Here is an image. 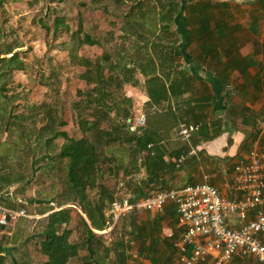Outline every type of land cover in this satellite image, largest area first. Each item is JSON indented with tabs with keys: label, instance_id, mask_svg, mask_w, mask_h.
<instances>
[{
	"label": "rangeland",
	"instance_id": "rangeland-1",
	"mask_svg": "<svg viewBox=\"0 0 264 264\" xmlns=\"http://www.w3.org/2000/svg\"><path fill=\"white\" fill-rule=\"evenodd\" d=\"M201 1L207 0H0V58L7 60L12 57L13 64L21 65L10 74L0 76V183H9L0 191V207L12 212L23 210L26 215L9 220L4 229L0 228V246L7 249L2 264L45 263L46 257L39 250L41 231L44 218L59 209L58 204H62L60 208L74 209L66 227L71 230L69 241L79 250L67 264H127L126 253L133 249L129 244L131 234L150 230V225L145 224L140 230L131 216L123 217L112 229L107 226L103 231L94 232L95 238L88 239L86 243L81 220L88 222L87 218L76 203L68 200L64 171L58 170L62 167L56 160L62 140L44 144L56 130H64L75 138L82 135L78 125L79 110L81 105L85 106L86 94L93 85H86L77 78L84 68L71 64L68 54L75 47L77 57L87 58L92 63L107 66L104 62V56H107V64L115 66L120 61L129 68L127 62L131 60L132 65L138 67L132 76L126 74L124 80L131 82L125 81L115 92L117 103L122 97L130 100L129 105L123 106L128 107L130 117L137 110L138 96L146 93L145 77L139 67L147 71L144 64L148 58L165 64V54H159L154 46L158 39L168 43L169 33L163 31L162 26L168 24L169 32L175 34L181 24L178 21L181 16L176 12L187 3ZM170 2L177 6L172 13L176 21H169L165 6ZM209 2L212 7L218 2L228 4L231 17L225 21L230 24L237 22L247 30L257 22V37L264 39V0ZM219 10H215L216 15ZM185 14L188 15L186 11ZM253 16L255 20H252ZM55 17L63 18L70 29L53 35L51 26ZM43 23L49 26V31L42 26ZM74 30L88 34L99 44L79 45L70 38ZM223 31L227 33L226 29ZM242 32L233 36L239 39ZM193 51L195 55L198 50L194 48ZM2 66L0 63V68ZM113 73H121L120 68ZM146 105L143 108L147 121L145 128L152 121L161 122L165 118L170 125L177 121L174 112H166L162 120H155L149 114L154 110ZM108 116V120L104 118L101 129L109 128L116 121L113 113ZM86 118L92 120L88 111ZM61 119L66 122L63 127L58 125ZM173 129L176 136L177 127ZM129 146L105 149L111 160L109 166L101 167L100 182L112 195L120 181L124 183L126 192L131 193L137 188L138 177L134 174L133 164L138 158ZM140 161L137 160L136 164ZM123 168L128 174L123 172ZM210 173L205 169L201 181L207 180L212 184ZM86 193L87 199L91 200V193ZM108 207H104L105 220Z\"/></svg>",
	"mask_w": 264,
	"mask_h": 264
},
{
	"label": "crops",
	"instance_id": "crops-1",
	"mask_svg": "<svg viewBox=\"0 0 264 264\" xmlns=\"http://www.w3.org/2000/svg\"><path fill=\"white\" fill-rule=\"evenodd\" d=\"M252 20H255L254 16ZM254 25L245 30L237 22H226L203 42L204 49L199 48H203L202 45L197 47V43L190 44L189 38H179L176 46L181 55L175 57L168 70L162 69L163 75L160 63L155 61L167 96L159 105H154L146 90L144 95L138 96L137 110L132 116L145 115L143 108L147 103L146 107L154 110L149 114L155 120H162L166 112H174L178 124H200V129L192 137V145L176 138L172 128L174 122L161 132H153L152 127L141 129L138 133L150 130L154 138L151 148H159L162 161H158L156 168L155 164L146 165L145 152L137 155L138 161L142 159L139 164H136L137 160L133 164L134 174L138 177L137 188L152 192L195 184L201 182L207 169L211 171V183L221 196L241 198L234 190L233 168L248 158L254 139L261 135L264 140V39L257 37V22ZM214 28L211 25V29ZM225 29L227 33L223 31ZM181 30L186 31L185 26ZM241 31L239 39L233 36ZM180 35L184 36V33ZM194 48L198 50L195 55ZM177 82L179 85L175 87ZM171 85L174 86L172 90L169 89ZM169 117L172 118L170 114ZM193 145L199 146L197 156L178 163L177 158ZM130 216L139 225L138 229L145 224L151 229L131 234L129 244L133 249L126 253L127 264H178L174 242L182 230L178 227L174 205L168 203L161 214L142 210ZM226 223L231 228L239 224L235 217L227 218ZM169 231L172 232L170 237L166 235ZM229 264L259 263L248 256L235 257Z\"/></svg>",
	"mask_w": 264,
	"mask_h": 264
},
{
	"label": "trees",
	"instance_id": "trees-1",
	"mask_svg": "<svg viewBox=\"0 0 264 264\" xmlns=\"http://www.w3.org/2000/svg\"><path fill=\"white\" fill-rule=\"evenodd\" d=\"M37 1L38 0H31V2ZM258 1L262 2V0ZM211 4L209 0L187 3L177 11L176 15L181 16L178 20L181 22L177 28V31L178 29L179 31L175 33L178 35L169 32L168 24L162 26L163 31L169 33L168 43L163 42L162 39H158L157 42H154L157 52L159 54H165L166 56V61H164L165 64H159L161 75L164 74L162 69L168 70V67L173 64L175 57L177 58L181 55L180 48L176 46L177 40H179L177 36H180L184 40L189 38L190 44L197 43V47H199L198 45L203 46V42L211 38L214 34L212 31H219L221 25H225V20L231 17V14L228 12V4L225 2H218L215 7H212ZM165 7H167L169 21H171V19L172 21H176L173 19L172 14L177 9L176 4L170 2L169 5ZM216 9H220L218 15H216ZM185 11L188 15L185 14ZM162 20H164V17H162ZM174 24H177V22ZM211 25H214V30L211 29ZM42 26L48 31L50 30L49 26L46 24L43 23ZM182 26H185L186 31H180ZM51 28L53 35L61 32L63 29H65V31L70 29L69 26L65 25L63 18L56 17L53 19ZM181 32L184 33V36L180 35ZM70 38L79 45L94 46L99 44L97 40L92 39L91 36L86 33L80 32V30L71 32ZM163 43H165L166 46H164ZM199 48L204 49V46L203 48ZM75 50L76 48L74 47L69 51V60L71 64L75 63V65L84 68V70L77 75V78L86 85H93L86 94L85 106L81 105V109L79 110L81 115L78 125L82 135L79 138H75L70 137L64 130H53V135L45 139L44 144L49 145L50 142L55 140H62L56 158L57 162L62 165L58 170L64 171L66 178L65 182L68 187V200L76 203L81 213L87 218L88 222L81 218V224L85 232L84 237H87L85 242L87 243L88 239L92 240V238H95L96 235L94 232L103 231L107 227L104 207L109 205L113 200L112 193L108 192L104 184L100 182L102 179V173L100 172L102 169L101 167L105 165L109 166V161L111 160L105 149H111V147L117 145H130L133 155L137 156L139 153L145 152L146 155L144 160L146 165L150 166L151 164H155L156 168L159 167L157 163L158 161L161 163L160 161H162V158L159 154V148H148V145L154 142L150 130L146 129L141 133H131L128 131L126 120L129 117V109L127 106H123L129 105L130 100L122 97L119 103L116 101V90H120L122 84L129 80H124L127 78L126 74L129 73L128 75L131 74L132 76V73L138 67L133 66L131 60L127 62L130 65L129 68H127L126 64H121L120 61L116 63L115 66L111 63L107 64L109 61V57L107 56H104V62L106 61L105 64L107 66L98 62L92 63L87 58L77 57ZM13 60L12 57L7 60L0 58V63H3V66L0 68V76H6L13 70L21 68L20 64H13ZM144 67L145 70L147 69L148 71L150 67L149 72L144 71L143 67H139V70L143 73L146 80L145 85L149 100L151 104L159 105L165 96H167V90L165 89L164 80L162 79L163 77L157 74L155 61H153V59L148 58ZM116 68H120L121 73H113V70ZM178 85L179 82H177V86L175 87H178ZM169 89H174V86H169ZM79 94H82V92H79ZM86 111H88V116L92 118V120L86 118ZM109 113L114 114L116 121L111 123L109 128L104 127L101 129V124L103 125L104 118L108 120ZM167 115L169 117V114ZM166 119L167 118L161 122L155 123L152 121L148 128L150 129V127H152L153 129L151 130L155 133L164 131L171 126ZM179 124L178 121H174V127L178 128ZM58 125L63 127L66 125V122L61 119ZM90 132L95 134L89 135ZM187 151L188 149L186 152ZM123 172L128 174L126 168H123ZM8 185L9 183L7 182L0 183V191ZM87 191L91 193V200L87 199ZM148 193L149 191H145L139 187L134 190L132 194L135 197H144ZM61 205L62 204H58L57 207H59V209L53 210L44 218V228L41 231V240L39 241L40 253L42 256L46 257L44 264H67L78 254L79 247L69 241L71 230L66 227L72 218L74 209L60 208ZM63 225L64 227H62ZM0 228L4 229V227L1 226ZM5 254H7L6 247L0 246V264H2Z\"/></svg>",
	"mask_w": 264,
	"mask_h": 264
},
{
	"label": "built area",
	"instance_id": "built-area-1",
	"mask_svg": "<svg viewBox=\"0 0 264 264\" xmlns=\"http://www.w3.org/2000/svg\"><path fill=\"white\" fill-rule=\"evenodd\" d=\"M127 128L138 133L146 126L144 114L126 120ZM200 124L181 123L176 136L189 143ZM151 148V145H148ZM199 146H190L178 157L182 163L196 157ZM234 190L241 195L228 199L207 180L173 189L155 190L144 197H135L119 182L109 204L106 224L112 229L120 218L137 211L161 214L172 203L182 230L175 240L178 264H229L235 257H253L264 264V140L259 135L253 140L248 158L233 168ZM23 210L12 212L0 207V226L9 220L25 217ZM235 217L238 226L231 228L226 219ZM168 237L172 235L169 231Z\"/></svg>",
	"mask_w": 264,
	"mask_h": 264
}]
</instances>
